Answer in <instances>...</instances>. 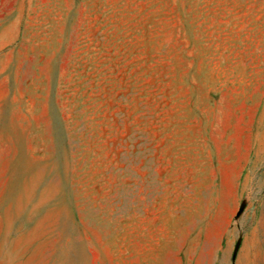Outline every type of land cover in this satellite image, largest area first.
<instances>
[{"label":"rangeland","instance_id":"rangeland-1","mask_svg":"<svg viewBox=\"0 0 264 264\" xmlns=\"http://www.w3.org/2000/svg\"><path fill=\"white\" fill-rule=\"evenodd\" d=\"M0 264H264V0H0Z\"/></svg>","mask_w":264,"mask_h":264}]
</instances>
